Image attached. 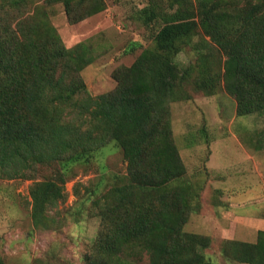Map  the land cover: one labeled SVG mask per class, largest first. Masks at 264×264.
<instances>
[{"label":"trees","instance_id":"1","mask_svg":"<svg viewBox=\"0 0 264 264\" xmlns=\"http://www.w3.org/2000/svg\"><path fill=\"white\" fill-rule=\"evenodd\" d=\"M56 3L72 22L106 8V0H0V178H24L45 162L86 163L115 141L127 173L109 188L102 178L86 198L75 186L99 219L84 264H138L144 254L145 264H215L204 252L211 236L184 228L202 212V193L175 140L171 104L192 99L190 83L206 95L224 88L238 115H264V0H147L151 44L114 71L113 90L95 96L81 74L90 55L65 45L44 8ZM187 46L198 54L191 82L178 79ZM30 191L34 225L59 222L49 210L65 202L66 187L47 179ZM223 250L264 264V230L255 242L226 239Z\"/></svg>","mask_w":264,"mask_h":264},{"label":"rangeland","instance_id":"2","mask_svg":"<svg viewBox=\"0 0 264 264\" xmlns=\"http://www.w3.org/2000/svg\"><path fill=\"white\" fill-rule=\"evenodd\" d=\"M146 1L106 0L105 9L77 22L70 21L63 3L44 7L65 45H78L86 57L90 55L91 62L81 74L92 95L113 90L117 85L114 71L130 66L151 44L153 36L141 13ZM199 39L200 35L195 36L194 42ZM197 58L192 46L177 55L178 79L181 76L183 82L192 81ZM186 88L192 99L171 104L173 132L187 174L201 187L203 205L202 212H194L184 228L211 236V245L204 252L215 264H247L227 257L223 250L225 240L234 234L235 216L232 211L225 214L226 208L220 207V186L222 181L230 186L241 184L242 179L243 183L250 180L252 186H239L231 194L241 199L255 197L264 190V115H238L236 100L224 88L213 95L195 91L190 83ZM126 173L124 152L112 141L86 163L70 162L62 170L57 161L45 162L32 166L24 178H0V254L4 263L84 264L97 237L99 219L91 209V200L84 204L75 195V186L86 198L87 189L102 178L109 188L117 175ZM47 179L64 185L67 199L49 210L59 222L37 227L31 215L30 187L35 181ZM254 210L255 206L248 205L242 212ZM247 238L243 241H257L253 234ZM141 256L133 259L147 263V255Z\"/></svg>","mask_w":264,"mask_h":264},{"label":"crops","instance_id":"3","mask_svg":"<svg viewBox=\"0 0 264 264\" xmlns=\"http://www.w3.org/2000/svg\"><path fill=\"white\" fill-rule=\"evenodd\" d=\"M242 185L252 186V183L250 180L249 182L246 181V183H243L242 179L241 184H230L229 186L226 185V181H222V185L220 186V194H222V197L221 202H219L223 205H220V207L226 208L225 214H229L232 211L235 216V227L233 228L234 234L228 236L229 238L249 240L247 235L253 234V238L255 239L257 238L258 232L264 230V190L255 197L244 199L231 197V194L235 192L236 188ZM248 205L251 207L255 206L256 210L253 212H242V209ZM219 219L222 218L220 217ZM219 226L223 227L222 225Z\"/></svg>","mask_w":264,"mask_h":264}]
</instances>
